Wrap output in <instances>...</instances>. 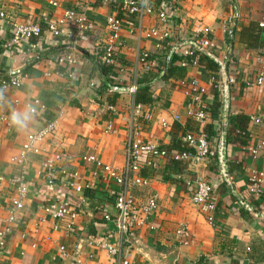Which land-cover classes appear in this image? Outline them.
I'll list each match as a JSON object with an SVG mask.
<instances>
[{
	"label": "crops",
	"instance_id": "crops-1",
	"mask_svg": "<svg viewBox=\"0 0 264 264\" xmlns=\"http://www.w3.org/2000/svg\"><path fill=\"white\" fill-rule=\"evenodd\" d=\"M51 1L56 5L51 6ZM123 1L0 0V11L7 16L42 29L65 11L94 26L93 32L79 34L74 65L63 67L57 57L64 53L65 42L55 45L45 33L32 41L39 43L37 50L26 45L6 48L9 29L0 22V79L6 74L24 75L21 86L6 93L2 112L27 111L25 104L34 100L45 106L23 129L0 127V228L6 224L5 203L12 193V180L20 171L29 189L7 244L0 250V264H116L105 251L87 245L89 239L113 234L112 224L103 216L115 214L110 192L116 187L86 159L122 170L129 139L157 144L166 155L140 157L151 164L141 173L148 185L131 189V194L138 205L155 195L157 210L144 225L133 227L122 245V258L133 264H264V191L249 192L251 173L264 174V124L251 121V117H264V84L254 85L264 72V28L258 27L264 0H180L170 9V23L165 27L151 15H125ZM109 16L121 20L123 43L111 65L115 75L110 86L97 60L106 42ZM151 28L167 29L174 39L169 48L181 49L178 53L187 48L198 28H208L211 44L204 53L218 68L211 69L213 65L204 61L189 68L180 66L168 79H162V74L154 82L166 69L165 55H155L149 70L138 63L140 52H153L154 40L143 38ZM69 31L75 32L71 25ZM143 78L154 79L155 101L140 104L137 114L134 95L126 89L137 87ZM230 79L233 83L228 85ZM194 88L203 92L198 95ZM215 95L221 103L218 113L207 115L203 124L193 121L189 111L209 109ZM52 121L56 129L39 145V154H30L23 168L13 164L11 159L18 156L27 137ZM163 121L166 127L161 126ZM187 134L208 137L210 153L205 162L191 164L174 158L182 153ZM221 136L228 181L216 155ZM55 154L61 155L59 167L68 175L47 186L42 163ZM74 172L85 187L80 193L65 184ZM199 174L213 188L212 224L204 207L191 202ZM51 198L69 200L74 218L48 217L43 207ZM180 229L185 233L178 234Z\"/></svg>",
	"mask_w": 264,
	"mask_h": 264
},
{
	"label": "built area",
	"instance_id": "built-area-1",
	"mask_svg": "<svg viewBox=\"0 0 264 264\" xmlns=\"http://www.w3.org/2000/svg\"><path fill=\"white\" fill-rule=\"evenodd\" d=\"M162 8H152L149 0H125L121 4L122 12L128 16L142 18L145 15H151L156 20L162 23L161 27L169 25V16L166 11L167 6L174 7L180 0H163ZM51 6H55V2H50ZM0 22L6 25L9 29V42L4 46L6 48H16L21 45L28 46L31 50H37L39 43L32 42L34 39H40L43 34L47 33L53 39V44L61 45L63 42L65 51L57 57V63L63 67L74 65V56L77 49L79 34L91 33L94 31V26L87 22L83 17L76 15L73 11H65L62 16L56 21L46 24L45 29H42L38 24L32 22H19L7 16L0 11ZM74 28V33L69 31V26ZM106 42L101 49V55H97V60L103 65H112L115 62L116 56L119 54L123 43L120 40L119 33L122 28V22L116 16H109L106 19ZM258 27L264 28V11L259 19ZM196 36L187 43L186 49L178 53L177 47L173 46V37L167 29L160 31L158 28H151L143 34L146 40L153 39L155 44L153 52H140L138 54V63L143 69L149 70L154 63L155 55H165L166 50H174L178 55L193 56L195 51L207 52L210 48V31L208 28H198ZM230 35L231 32L229 31ZM66 38V40H65ZM178 49V50H177ZM99 56V57H98ZM185 64H181L184 67ZM69 75V73H68ZM24 75L22 73L8 74L6 78L0 79V127L9 130L13 126L9 122L10 113L2 112V107L5 104L6 93L11 89L19 88L23 82ZM233 80H228V85L232 84ZM264 84V72H261L257 77L254 85L261 87ZM136 85L126 89L127 93L134 95ZM193 91L200 95L203 91L194 88ZM198 102V98L196 99ZM17 103L15 102V105ZM28 110H34L32 115H37L39 111L45 110V106L38 100H34L25 104ZM136 113H140V106L137 105ZM189 117L196 123L203 124L206 122V114L199 108L190 110ZM176 120V119H175ZM251 121L257 125L264 124V117H251ZM162 127H166V122H161ZM56 129V121L46 123L41 129L30 134L25 144L21 147L18 156L13 157L11 162L17 167L23 168L26 164L27 157L30 154H39V145L42 144L47 137L53 134ZM110 126L107 127V130ZM188 152H182L174 158L178 161H188L191 164H199L205 162L209 158V139L205 134H187L183 139ZM264 147V143L261 144ZM146 155L148 157H164L166 152L161 150L157 144L144 143L136 140H128L126 146V161L122 170H118L109 166H102L94 158H87L86 161L93 162L101 169L106 178L113 181L116 189L110 192L113 198L115 214L103 216L106 222H110L113 226V234H107L104 239L87 240V245L94 246L105 251L110 257L114 258L116 264H133L130 261L122 258L121 250L123 243L127 240L133 227L144 225L147 220L154 215L157 210L156 196L152 195L147 201L138 205L131 194V189L135 187H147L148 179L139 176L141 168L140 157ZM62 157L60 154H55L52 158H45L42 163V171L44 182L47 186H53L59 178H67V171L63 167H59ZM147 165H151L149 162ZM2 181V178H0ZM12 193L6 200L5 208L7 213L6 224L0 228V250L6 244L7 239L12 233V224L16 221L17 214L23 209L24 201L28 196V184L26 182L23 171L13 178ZM67 187L75 193L82 192L85 188L79 184L77 173H72L67 182ZM264 191V174L261 172H252L249 177V192L254 195H260ZM213 188L205 175H197L194 180V191L191 195V202L194 205L202 206L207 212V221L212 224V214L216 209V203L212 198ZM43 212L53 220H64L74 218L75 211L69 200L51 198L43 207ZM185 233V229H180L178 234ZM61 250H63L61 248Z\"/></svg>",
	"mask_w": 264,
	"mask_h": 264
},
{
	"label": "trees",
	"instance_id": "trees-1",
	"mask_svg": "<svg viewBox=\"0 0 264 264\" xmlns=\"http://www.w3.org/2000/svg\"><path fill=\"white\" fill-rule=\"evenodd\" d=\"M149 3L151 5L152 8H162L163 7V0H149ZM170 9H172L171 6H168L166 11L167 13L170 12ZM166 52L165 54V71L163 72V76L162 79H168L170 76H172V74L175 72V70L181 66V64H185L184 66L186 68H189L190 66H194L197 64H200L201 62H206L207 65L211 66L213 65V67L211 69H216L218 68V64L214 62L213 59H211L209 56H207V54L203 53V52H198L195 51L193 53V56H183V55H178L177 52H173L171 54V56L169 57L170 54V50H164ZM168 58V59H167ZM167 61V62H166ZM209 68V67H208ZM209 68V69H210ZM99 70L101 72V74L103 75V77L106 80L107 85H112V80H113V76L115 75V71H113V67L111 65H100L99 66ZM211 73V72H210ZM6 75H3L4 78H6ZM153 78H143L140 82L139 85L136 87L135 89V93H134V101H135V105H140V104H151L155 101V96L153 95V93L151 92V86L153 84ZM221 106L220 100L218 98V96H214L212 105L209 109H206L205 107H202L201 110L207 115H214L218 113V110ZM207 134H211L210 131H207ZM180 152H186L188 150L187 146L185 143L182 142V145L180 146ZM162 150V148H160ZM142 164V168H140V176H142V172L144 171L143 169L148 166L146 164V162H142L140 161Z\"/></svg>",
	"mask_w": 264,
	"mask_h": 264
},
{
	"label": "clouds",
	"instance_id": "clouds-1",
	"mask_svg": "<svg viewBox=\"0 0 264 264\" xmlns=\"http://www.w3.org/2000/svg\"><path fill=\"white\" fill-rule=\"evenodd\" d=\"M33 111L34 110L31 109L24 112H17L13 110L9 116L10 124L19 129L27 127L28 121L34 118V116L32 115Z\"/></svg>",
	"mask_w": 264,
	"mask_h": 264
},
{
	"label": "water",
	"instance_id": "water-1",
	"mask_svg": "<svg viewBox=\"0 0 264 264\" xmlns=\"http://www.w3.org/2000/svg\"><path fill=\"white\" fill-rule=\"evenodd\" d=\"M173 53V51L170 52L169 57L171 56V54ZM163 73H161L159 75V77L157 79H155L154 82L158 81L160 79V77L162 76ZM228 100L227 98L225 99V103H227ZM225 123V121L222 122V127L223 124ZM216 155H217V161H218V165L220 167L221 170V174L225 177V179L228 181V178L226 176V164H225V155H224V139L223 136H221V138L218 141V146H217V150H216Z\"/></svg>",
	"mask_w": 264,
	"mask_h": 264
}]
</instances>
